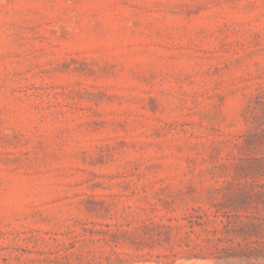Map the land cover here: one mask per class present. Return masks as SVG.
<instances>
[{
    "label": "rangeland",
    "instance_id": "374dc122",
    "mask_svg": "<svg viewBox=\"0 0 264 264\" xmlns=\"http://www.w3.org/2000/svg\"><path fill=\"white\" fill-rule=\"evenodd\" d=\"M0 264H264V0H0Z\"/></svg>",
    "mask_w": 264,
    "mask_h": 264
}]
</instances>
